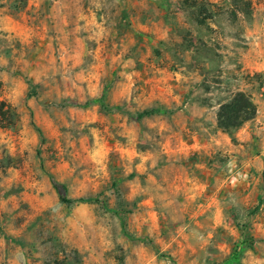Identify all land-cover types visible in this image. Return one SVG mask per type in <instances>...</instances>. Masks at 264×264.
Returning a JSON list of instances; mask_svg holds the SVG:
<instances>
[{
	"label": "rangeland",
	"instance_id": "obj_1",
	"mask_svg": "<svg viewBox=\"0 0 264 264\" xmlns=\"http://www.w3.org/2000/svg\"><path fill=\"white\" fill-rule=\"evenodd\" d=\"M228 261L264 264V0H0V264Z\"/></svg>",
	"mask_w": 264,
	"mask_h": 264
},
{
	"label": "trees",
	"instance_id": "obj_2",
	"mask_svg": "<svg viewBox=\"0 0 264 264\" xmlns=\"http://www.w3.org/2000/svg\"><path fill=\"white\" fill-rule=\"evenodd\" d=\"M161 112L160 110L145 111L143 115ZM257 114V107L253 102L250 95L245 92L239 91L227 103L221 105L218 122L223 129H232L242 126L243 124L251 121ZM69 203L75 202L72 200H65ZM86 200H78V202ZM231 261L226 262L230 264Z\"/></svg>",
	"mask_w": 264,
	"mask_h": 264
}]
</instances>
